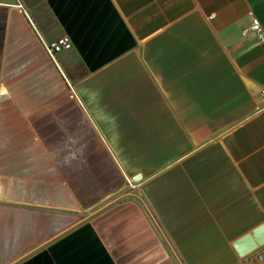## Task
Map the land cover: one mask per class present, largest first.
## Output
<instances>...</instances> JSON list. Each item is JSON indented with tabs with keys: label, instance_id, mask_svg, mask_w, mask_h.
<instances>
[{
	"label": "crops",
	"instance_id": "obj_1",
	"mask_svg": "<svg viewBox=\"0 0 264 264\" xmlns=\"http://www.w3.org/2000/svg\"><path fill=\"white\" fill-rule=\"evenodd\" d=\"M262 90L264 0H0V264H264Z\"/></svg>",
	"mask_w": 264,
	"mask_h": 264
},
{
	"label": "water",
	"instance_id": "obj_2",
	"mask_svg": "<svg viewBox=\"0 0 264 264\" xmlns=\"http://www.w3.org/2000/svg\"><path fill=\"white\" fill-rule=\"evenodd\" d=\"M140 178H133V182H139ZM239 257L246 256L264 247V223L256 227L250 233L245 234L232 244ZM264 257V254L262 258Z\"/></svg>",
	"mask_w": 264,
	"mask_h": 264
},
{
	"label": "built area",
	"instance_id": "obj_3",
	"mask_svg": "<svg viewBox=\"0 0 264 264\" xmlns=\"http://www.w3.org/2000/svg\"><path fill=\"white\" fill-rule=\"evenodd\" d=\"M251 29L254 31L255 34H257L259 38H262V28L257 20L253 21ZM44 47L47 54L53 57L55 53L65 49H69L71 47V41L69 37L62 36L51 43L44 44ZM261 94L264 98V90H262Z\"/></svg>",
	"mask_w": 264,
	"mask_h": 264
}]
</instances>
